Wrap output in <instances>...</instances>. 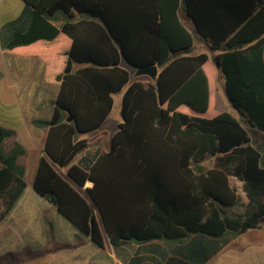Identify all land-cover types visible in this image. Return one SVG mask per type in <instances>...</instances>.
Instances as JSON below:
<instances>
[{
    "label": "trees",
    "instance_id": "16d2710c",
    "mask_svg": "<svg viewBox=\"0 0 264 264\" xmlns=\"http://www.w3.org/2000/svg\"><path fill=\"white\" fill-rule=\"evenodd\" d=\"M23 1L27 27L5 48L38 56L45 81L59 86L50 116L31 120L47 126L32 180L38 195L102 249L192 236L219 248L262 226L264 139L253 134L264 131V0ZM194 34L219 50L213 62L242 119L213 108L209 55L192 52ZM127 65L157 72L132 79ZM123 88L122 120L109 135L102 125ZM12 135L0 126V221L26 188ZM105 138L91 162H76ZM231 177L247 199L243 213L225 209L239 199ZM210 248L163 264H201Z\"/></svg>",
    "mask_w": 264,
    "mask_h": 264
},
{
    "label": "rangeland",
    "instance_id": "374dc122",
    "mask_svg": "<svg viewBox=\"0 0 264 264\" xmlns=\"http://www.w3.org/2000/svg\"><path fill=\"white\" fill-rule=\"evenodd\" d=\"M197 46V51H206L211 56L205 69L210 75L213 106L242 119L225 95L224 77L213 62V56L219 50L211 52L209 43L194 34V49ZM127 66L131 74L139 71ZM132 78H134L133 74ZM120 98L121 93L114 94V104L105 124L110 135L122 120ZM253 135L256 142L264 139L262 131H256ZM107 144L108 139H102L82 153L94 154L99 148H105ZM79 156L80 154L77 159ZM212 162L213 159H208L203 164L205 167H210ZM230 179L237 188L239 199L236 205L226 206L225 209L228 214L243 213L247 199L241 190L240 182L234 177ZM8 218L9 221L0 224V264H117L114 262L116 254L124 256L126 252L136 247L134 244L113 246L106 242L102 249L93 244L89 236L78 230L53 206H50L45 198L38 195L31 183H28L24 189ZM262 227L261 232L257 229H249L235 239L229 238L228 241L234 240L213 255L207 264H264V221Z\"/></svg>",
    "mask_w": 264,
    "mask_h": 264
},
{
    "label": "crops",
    "instance_id": "0c3cea01",
    "mask_svg": "<svg viewBox=\"0 0 264 264\" xmlns=\"http://www.w3.org/2000/svg\"><path fill=\"white\" fill-rule=\"evenodd\" d=\"M30 13L31 7L23 0H0V126L13 130V135L9 137V145L13 141H16L24 150V154L18 157L17 162L23 165L26 187L28 183H31L32 186L33 175L38 160L43 154L42 145L47 132V126L35 125L31 120L35 118H48L50 116L53 101L59 88L57 84L45 81L44 62L38 56L34 54H18L8 51L5 48L6 43L11 39L14 31H24L26 29ZM202 46L204 48L206 47L205 45ZM197 49L198 46L194 49L193 45L192 52H206L203 50L197 51ZM205 64L203 65L204 68ZM132 74L134 75L132 79L143 78L146 75L139 72ZM123 91L124 88L117 93H121L122 96ZM209 93L211 95V85L209 86ZM213 108L216 109L215 106ZM108 118L109 115L102 125V130L107 132L108 130L105 128V124ZM97 131L90 135H94ZM83 136L88 135L83 134ZM94 154L81 153L79 158H76V162L80 164L89 163L93 159ZM48 204L53 206L49 202ZM10 214L4 220L0 221V224L9 221L8 217ZM252 229H257L258 232H261L263 227ZM234 239L227 241L225 244H221L219 248H216L217 244H219L217 243L219 241L218 239H208L205 236H192L184 243L160 239L144 243L130 242L127 244H134L136 247L126 252L124 256H118L116 254L114 256V262L117 264H136L139 262L163 264L164 260L172 254L186 258H195L197 256L196 252L192 254V250L196 248L201 249L202 246L209 245L211 247L210 249H216L210 258L201 263L207 264L213 255L219 253L226 244L232 242Z\"/></svg>",
    "mask_w": 264,
    "mask_h": 264
},
{
    "label": "water",
    "instance_id": "95a60500",
    "mask_svg": "<svg viewBox=\"0 0 264 264\" xmlns=\"http://www.w3.org/2000/svg\"><path fill=\"white\" fill-rule=\"evenodd\" d=\"M138 72L143 73V74H147L150 77H154L156 75L157 69H156V66L153 65L150 67H145V68L139 69ZM68 120H71V117H68Z\"/></svg>",
    "mask_w": 264,
    "mask_h": 264
}]
</instances>
